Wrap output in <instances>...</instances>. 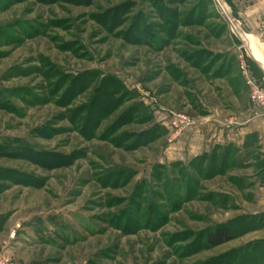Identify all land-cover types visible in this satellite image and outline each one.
<instances>
[{
  "label": "rangeland",
  "instance_id": "1",
  "mask_svg": "<svg viewBox=\"0 0 264 264\" xmlns=\"http://www.w3.org/2000/svg\"><path fill=\"white\" fill-rule=\"evenodd\" d=\"M263 39L264 0H0V224L36 223L51 264L235 262V188L176 154L206 131L211 76L264 87ZM215 225L233 238L206 248Z\"/></svg>",
  "mask_w": 264,
  "mask_h": 264
},
{
  "label": "crops",
  "instance_id": "2",
  "mask_svg": "<svg viewBox=\"0 0 264 264\" xmlns=\"http://www.w3.org/2000/svg\"><path fill=\"white\" fill-rule=\"evenodd\" d=\"M236 23H231L232 29L243 40L242 28ZM248 42L264 65V53L254 42ZM205 82L210 94L219 102L204 104L205 117H209L203 126L206 131L200 137L198 134L190 137L185 151L177 152L176 161L186 165L188 171L201 169L206 178L203 180L204 188H212L209 187L211 182L222 180L235 188L238 197L235 198L236 210L242 218L239 225L246 232V240L236 247L235 262L242 263L245 257H249L246 264H264V149L259 138L252 147L248 137L254 128L264 132V114L249 101L239 74L232 68L218 77L211 76ZM224 112L233 115L217 119L218 114ZM218 187L224 186L220 184ZM11 225L0 224V245L12 246L13 259L17 264H51L44 256L30 254L35 247H51L50 239L40 234L42 228L28 221L17 230L14 240H9V230L14 227ZM55 247H59L58 244Z\"/></svg>",
  "mask_w": 264,
  "mask_h": 264
},
{
  "label": "built area",
  "instance_id": "3",
  "mask_svg": "<svg viewBox=\"0 0 264 264\" xmlns=\"http://www.w3.org/2000/svg\"><path fill=\"white\" fill-rule=\"evenodd\" d=\"M245 83L249 91V99L253 105L264 114V87L256 83L251 77L245 74ZM264 149V137L262 139ZM18 226H15L9 233V240H14ZM12 246L10 244L0 245V264H16L12 259Z\"/></svg>",
  "mask_w": 264,
  "mask_h": 264
},
{
  "label": "trees",
  "instance_id": "4",
  "mask_svg": "<svg viewBox=\"0 0 264 264\" xmlns=\"http://www.w3.org/2000/svg\"><path fill=\"white\" fill-rule=\"evenodd\" d=\"M232 238L233 237L230 228H228L225 225H215L214 227L208 229L204 234H202L200 242L206 248H213L230 241ZM228 263L242 264V263L232 262L231 260Z\"/></svg>",
  "mask_w": 264,
  "mask_h": 264
},
{
  "label": "bare ground",
  "instance_id": "5",
  "mask_svg": "<svg viewBox=\"0 0 264 264\" xmlns=\"http://www.w3.org/2000/svg\"><path fill=\"white\" fill-rule=\"evenodd\" d=\"M251 46V45H250ZM255 48V47H254ZM258 51V50H257ZM252 53H253V55L255 56V58L260 62V64L262 65V67H263V69H264V65L262 64V62L259 60V58L256 56V54L253 52V51H251ZM259 52V51H258ZM260 53V52H259ZM261 59H262V57H261Z\"/></svg>",
  "mask_w": 264,
  "mask_h": 264
}]
</instances>
